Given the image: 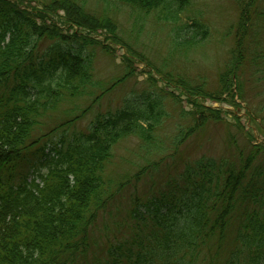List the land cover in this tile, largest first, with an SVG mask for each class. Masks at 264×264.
Here are the masks:
<instances>
[{"label":"trees","instance_id":"trees-1","mask_svg":"<svg viewBox=\"0 0 264 264\" xmlns=\"http://www.w3.org/2000/svg\"><path fill=\"white\" fill-rule=\"evenodd\" d=\"M31 1L0 0V264H264V146L252 144L250 133H242L251 145L247 153L235 144L229 157L186 162L159 183L152 180V167L163 157L154 163L147 158L134 177L151 181L150 190L131 195L125 190L129 181L109 178L107 166L114 147L128 137L140 140L147 155L161 148L155 131L167 116L162 96L150 93L142 102L131 100L96 114L82 131L73 124L87 108L65 107L70 113L59 115L62 104L84 93L91 96L88 90L96 86L91 82L93 48H85L100 42L74 27L88 33L116 31L111 10L117 5L138 10L140 16L153 11L158 21L177 23L190 0H99L101 12L87 8L88 0H48L40 9ZM235 1L230 59L213 89L179 75L172 81L169 73L150 67L148 73L154 70L168 86L179 88L192 107L182 111L190 123L177 125L176 148L207 123L221 121V111L198 97L240 107L235 97L244 101L245 84L238 74L247 63H259L255 75L264 81V29L253 17L259 13L251 3ZM58 10L63 20L49 15ZM65 25L70 34L61 28ZM189 28L188 38L173 41L180 54L198 49L208 36L200 20L184 24L181 31ZM250 32L257 42L250 41ZM44 39L50 44L37 49ZM113 40L124 43L116 36ZM123 45L129 67L137 53ZM104 87L101 94L110 89ZM167 95L176 100L172 92ZM99 97L95 92L91 102ZM51 112L57 122L50 132L58 131L59 144L54 154L42 145L34 149L44 157L46 172L36 175L34 170L29 179L26 170L14 182L8 173L45 136L39 117ZM39 130L41 135L34 136Z\"/></svg>","mask_w":264,"mask_h":264},{"label":"rangeland","instance_id":"rangeland-1","mask_svg":"<svg viewBox=\"0 0 264 264\" xmlns=\"http://www.w3.org/2000/svg\"><path fill=\"white\" fill-rule=\"evenodd\" d=\"M47 1L32 0L30 4L40 9L47 4ZM241 1L251 3L250 7L253 8V12L259 13L258 16L253 15L256 20L254 22L258 24L259 28L264 29V0ZM86 7L101 12L104 5L99 0H88ZM111 11L115 19L113 21L117 26L116 31L112 33L105 29H99L96 33H88L86 30L73 28L72 31H78L84 37L88 36V38L100 42L94 45L88 44L85 48V50L93 48L91 82L93 81V85L96 86L88 90L89 93L93 91L91 96L84 93L77 96L73 103L62 104V108L58 109L62 110V114L59 113V115L69 114L70 112L66 111V108L75 110L87 108L83 116L73 124L76 130L82 131L88 127L96 114L115 111L131 100L142 102L151 93L155 98L162 96L159 101L164 104L163 108H165L167 116L155 131L161 146L155 152L147 155L146 151L141 149V141L133 136L122 140L114 147L111 164L107 166L106 172L109 178L115 180L126 178L129 183L125 190L131 192V195L149 192L151 181H140V179L136 181L134 177L137 170L145 165L143 163L147 158L154 163L163 157L156 169L152 167V171H155L152 180L159 183L163 181L165 174H174L186 162H193L203 157L215 159L229 157L228 149H234L235 144L247 153L251 145H248L242 133L251 134L252 144L264 146V81L259 80L258 74L255 75L256 69H259V63H247L239 71L238 75H241L245 84L244 101L241 102L235 97L236 101L240 103V107L235 108L227 103L197 98L205 106L219 109L221 121L207 123L203 129H199L177 148L172 145V137L175 135L178 124L189 125L190 116L183 114L182 111H189L192 107L187 103L186 95L179 88L168 86L169 84L162 80V76L154 71L155 68H158L163 71V74L169 73V78L172 81L179 75L193 85L205 83V87L211 89L218 85V74L230 59L228 51L236 32L235 27L234 29L231 27L238 18L235 0H190L188 4L184 5L183 11L178 14L177 23L158 21L155 19L153 11L140 16L138 10L124 5L114 6ZM49 15L54 19L63 20L64 13L58 10ZM192 20H200L206 24L208 36L198 49L180 54L177 52V48H174L173 41L178 37L188 38L191 35V28L182 31L181 28L184 24H190ZM61 28H64L63 31L68 34L72 32L67 29V25ZM251 33H249V37L253 39L254 35ZM261 33L263 32L260 31L259 34ZM114 36L126 45L128 44L137 53V55L134 54L135 59H132L129 67L124 60V56L127 55L124 43L115 42ZM262 38H264V34L260 36V39ZM50 42V39H44L39 43L37 49H45ZM260 44H264V40ZM150 67L154 70L148 73ZM117 78H121L122 81L111 87ZM103 86H105L104 89H110L101 94L102 91L99 89ZM95 92L100 97L91 102ZM170 92L176 96V100L167 95ZM234 116L244 127L243 131L239 130ZM56 117L57 114L52 112L39 117L42 123L39 122V125L42 128L45 127L44 132L49 136H43L41 141L39 140L40 142L38 141L24 153V159L16 162L17 165L8 173L14 182H18V178H21L26 170L27 173L30 171V177L35 169L45 171L42 155L34 149L59 137L58 131L50 132L52 126L57 122ZM40 135V130L34 132V136ZM232 139L234 141L231 143ZM175 148L178 149L177 153ZM169 164L172 167L166 169ZM156 186L158 185L153 186L154 189Z\"/></svg>","mask_w":264,"mask_h":264}]
</instances>
